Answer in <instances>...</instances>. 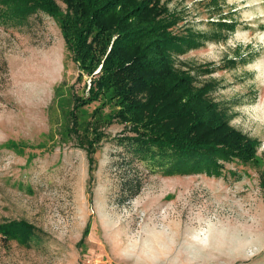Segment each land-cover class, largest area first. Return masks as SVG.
I'll return each mask as SVG.
<instances>
[{
  "label": "rangeland",
  "instance_id": "obj_1",
  "mask_svg": "<svg viewBox=\"0 0 264 264\" xmlns=\"http://www.w3.org/2000/svg\"><path fill=\"white\" fill-rule=\"evenodd\" d=\"M162 2L198 44L175 66L213 84L230 124L260 142L256 160L171 172L169 153L126 139L110 98L73 116L91 76L55 17L0 20V223L37 228L28 243L0 232V264H264V0Z\"/></svg>",
  "mask_w": 264,
  "mask_h": 264
},
{
  "label": "trees",
  "instance_id": "obj_2",
  "mask_svg": "<svg viewBox=\"0 0 264 264\" xmlns=\"http://www.w3.org/2000/svg\"><path fill=\"white\" fill-rule=\"evenodd\" d=\"M64 1L63 14L57 0H4L0 20L44 11L59 21L74 60L91 76L88 97H75L74 117L76 109L110 98L119 106L114 118L134 133L126 139L140 153H169L171 172L220 174L222 161L256 160L260 142L230 124L209 96L213 84L198 87L175 66V54L198 44L194 34L174 30L178 19L162 0ZM36 230L25 220L0 223L6 239L21 243Z\"/></svg>",
  "mask_w": 264,
  "mask_h": 264
}]
</instances>
